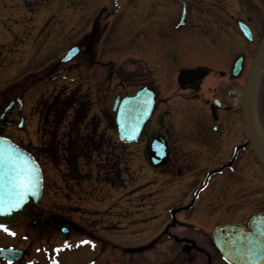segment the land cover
I'll list each match as a JSON object with an SVG mask.
<instances>
[{
	"label": "rangeland",
	"instance_id": "obj_1",
	"mask_svg": "<svg viewBox=\"0 0 264 264\" xmlns=\"http://www.w3.org/2000/svg\"><path fill=\"white\" fill-rule=\"evenodd\" d=\"M182 1L186 3V26L174 32L173 25L178 22L181 10L178 0H0V12L11 16L8 21L2 16L0 22V110L10 96L25 91L28 95L30 70L39 69L44 60L55 57L84 37V42L98 61L94 67L98 71L97 77L83 85L81 90L77 87L79 77L52 78L36 85L37 88L45 87L40 90L42 98L50 99L68 86L76 96L80 91L86 92L84 95L89 96L86 101L91 102L95 98L93 85H97L101 100L98 105L96 102V106L110 111L114 97L132 94L143 85H156L161 96L173 92L177 71L185 63L227 69L241 46L236 17H248L251 12L246 2ZM248 2L255 8L258 25L264 26V0ZM22 7L27 14L22 15ZM51 10L54 13L48 15ZM41 13L44 17L40 20ZM20 19L22 24H17ZM89 22L96 23V32L88 36L85 33L90 32ZM31 26L36 27L32 35L23 31L24 28L31 30ZM37 28L43 29L44 33L40 35ZM44 35H47V42L41 49ZM155 59L159 62L156 72ZM107 60L113 62L110 77L103 65ZM248 65L249 62L246 67ZM245 79L246 75L236 82L239 91L233 93L235 96L241 91L240 86ZM210 81L211 78L203 83V92ZM258 83L253 89L252 115L259 139L264 142V85L259 86ZM28 109L27 101L26 111ZM91 109L92 106L79 132L90 133L91 124L88 122L94 119L100 123L96 135L103 137V141L98 140L101 149L90 161L76 159L70 166L75 170L72 174L80 177V185L75 187L74 183H64L66 176L63 174L69 170L66 162L51 164L35 151L44 178L41 199L21 223L8 229L15 235L0 231V248L13 247L24 251L25 255L17 264H163L164 261L165 264H187L182 262L185 256L181 253L165 252L169 249L164 243L165 235L155 238L161 219L147 220V214H164L172 209L174 198L186 202L195 195L205 199L204 203L215 204L209 211L206 206L202 212H196L202 215L194 221L210 235L218 224L248 221L252 214L264 211V171L253 153L250 157L256 167L243 166L241 184L227 188L223 199H219L220 190L214 188L199 192L194 184L186 182L165 187L158 194L151 195L153 199H148L144 191L138 190L145 181H149L148 178L154 181L151 170L146 166L141 142L124 146L115 137L108 140L106 134L109 131L102 122L101 111L98 109L97 114H92ZM25 116V134L34 144L26 143L24 133L20 135V142L33 150V146L40 143L37 134L39 122L26 112ZM66 132V127H57L53 128L52 135L60 136ZM13 135H10L11 139ZM193 147L191 144L188 149ZM200 151L205 156L202 159L204 163L210 153L203 149ZM140 177H145V180ZM159 187L162 188L161 185ZM154 189L148 188V193H155ZM128 191H135L130 193V200L124 195ZM146 201L148 205L143 207ZM152 204L157 205L150 211ZM220 204L223 206L219 211ZM36 219L38 223L33 224ZM62 226L68 229L64 235L59 231ZM184 231L179 230V233ZM196 237L195 241L208 249V253L203 255L204 258L195 255L193 264H224L217 253L209 249L206 237ZM84 241L88 243H82ZM167 258L171 262L166 263ZM0 264L5 263L0 260Z\"/></svg>",
	"mask_w": 264,
	"mask_h": 264
},
{
	"label": "flooded vegetation",
	"instance_id": "obj_2",
	"mask_svg": "<svg viewBox=\"0 0 264 264\" xmlns=\"http://www.w3.org/2000/svg\"><path fill=\"white\" fill-rule=\"evenodd\" d=\"M21 9L22 15L24 13L27 14V12L24 11V7ZM249 9L251 12L248 17H236V23L238 21L244 22L248 26L252 36L251 40H247L241 33L239 35L238 39L240 40L241 46L238 48L235 58L238 56L243 57V67L237 77L231 76L233 63H230L227 69H213L204 64L191 65L185 63V66H182V68L177 71L176 87L173 92L161 96L156 85H143L147 86L155 94V103L151 117L145 124L139 138V142L142 144L145 163L150 167L151 173L155 178V182L152 183L148 181L146 183L147 186H145L148 187L154 184L159 188L155 190V194H158L159 190L165 187L181 185V183L186 182L190 185L194 184V187H197L199 192L214 188V190H220L219 199H223L227 188L241 184L243 166H245V168L256 167L250 157V153H252L251 147L245 144L239 102L240 92L238 96L233 94L239 91V86L236 82L244 75H247L248 68L264 35V26H259L256 21L257 15L255 8L250 7ZM52 13H54V10L47 12L48 15ZM0 14V22L3 20L2 16H5V20L7 21L11 19V16L6 12H0ZM43 17L44 13H41L39 19L41 20ZM18 22L22 24V19L16 21L17 24H19ZM95 25L96 23L89 22V27H91L90 32L85 34L90 35L96 32ZM35 28V26H31V30L24 28L23 31L32 35L36 32L34 31ZM37 29L41 31L40 35L44 33L43 29ZM83 39L78 43H73L55 57L43 61L39 69L29 72L31 77L27 84L28 86L30 85L27 90L28 95H25V91L8 98H20L22 100V107L19 109L17 105L13 106L6 113L4 121H0L1 136L12 138L10 135L15 134V136L13 135L14 140H12L14 142L16 141V143L19 142L20 137H18V135L25 129L24 125L27 123L25 112L29 117H36L40 121H47L52 115V105L57 102L56 100H61V97H63L64 99H73L75 102L79 100H82L80 103L86 102L89 110L90 106H92V114H97V109H100L102 120L105 121L108 128L111 129L110 135L107 136L106 134V136L108 140L112 139L114 115L111 109L110 111H106L105 109L101 110V108H99L101 106H96V102L98 105L100 99L98 96L100 92L97 85H93L95 98H93L91 102L86 101L89 97L84 95L87 94L86 92L82 93L80 91L81 93L78 92L76 96L68 86H64V91H61V93L57 91L56 94L52 95V98L46 100L42 98L40 93V90L45 87L39 86V88H37L36 86L55 77L65 78V76L73 75L75 78L79 77L77 87L81 90L83 89V85L97 77L98 71L95 70L94 67L98 61L94 59L91 50L88 48L87 42L85 41V43ZM46 42L47 35H44L41 49L46 46ZM74 46L79 48L78 55L71 61L60 64L59 59L65 55L69 48ZM248 62L249 65L246 67ZM111 64V61H105L103 64L106 67V75L109 77L112 76ZM171 64H173V61H171ZM154 66V71L156 72L159 66L157 59L154 60ZM260 77V81H258L259 86L262 84L264 85V69ZM209 78H211L209 82L210 85H208L206 91L203 92L202 85L205 80ZM242 86L243 84H241L240 90ZM89 87L90 86H88V88ZM35 88H37L36 91H34ZM227 89H229V91H226ZM90 90H92L91 87ZM91 92L92 91L89 93ZM36 93L38 94L36 95ZM117 97L122 98L121 96H116L115 98ZM27 101L29 102V109L26 111ZM72 107L73 108L67 110L69 115L73 114L75 111V107ZM223 114L226 115L222 116ZM200 115H203V117H200ZM153 117L155 119L152 120ZM90 121L96 122L94 119ZM20 122L23 124L22 128L17 127ZM84 137L88 136L84 135ZM89 137L92 136L89 135ZM153 140L159 146L163 147V151H159L162 153L159 158L153 157V152L151 151V142ZM191 144L194 146L192 148L194 152L192 149H188ZM201 149L210 153L205 158L204 163L202 159H204L205 156L202 155ZM152 160L155 161V164H153ZM159 185H161L162 188H160ZM129 196L127 199H129ZM175 200L177 199H173L174 204L172 209L167 210L164 214H154L150 216L151 218H160L162 222H169L165 234L170 237L172 243L169 246L170 251L174 252L177 249L186 251L189 254L188 259L190 258L192 261L194 260V255H205L208 253V249L200 246L198 242L195 241V239H198L196 236H204L207 239V246L209 249L216 252L214 246L210 242V235H208L209 231L207 234L205 230L203 231L197 226L199 224L196 225L194 222L198 221L196 218H199V215H202L196 212H199V210L202 212L206 206H208L207 211H209L215 204L204 203L205 199L197 198L195 195L189 197L186 202H183L182 199ZM156 205L152 204L151 206L153 207L151 210L154 209ZM219 206L220 209L218 207V210L220 211L223 205L220 204ZM224 223L245 225L247 221ZM179 230L185 231L180 234ZM193 233L196 236H194ZM4 263L7 264L6 262Z\"/></svg>",
	"mask_w": 264,
	"mask_h": 264
},
{
	"label": "water",
	"instance_id": "obj_3",
	"mask_svg": "<svg viewBox=\"0 0 264 264\" xmlns=\"http://www.w3.org/2000/svg\"><path fill=\"white\" fill-rule=\"evenodd\" d=\"M184 13L185 12L183 10L181 19L175 26V29H179L183 26ZM242 28L243 33L247 35V30H245L244 27ZM77 51V49H72L63 61H66L76 55ZM263 59L264 38L252 63L242 92L241 102L244 131L247 143L251 145L258 161L264 168V154L253 136L250 125L251 90ZM240 69L241 59H238L234 64L232 75H237ZM153 104V92L147 88H143L134 96L123 99L117 109L114 107V111H116V129L122 142L129 143L137 140L144 123L150 115ZM11 106L12 103H9L4 109L2 115H4ZM0 141H4L3 147L5 149H8L9 146H11L17 154L28 160L30 165L37 169L38 174L37 187L24 197V199L19 203V206L7 208L2 214H0V224L7 227L16 225L22 221L25 213L38 202L42 190V175L38 164L28 152L24 151L6 138L0 137ZM5 171L7 170L5 169ZM0 195H3L7 200L13 194H10L5 186L4 190L0 192ZM62 232H66V229H62ZM212 242L221 255V258L227 264H264V212L254 215L248 221L246 227L237 224H227L216 227L212 232ZM22 256L23 252L18 250H0V258L9 262L20 260Z\"/></svg>",
	"mask_w": 264,
	"mask_h": 264
},
{
	"label": "snow or ice",
	"instance_id": "obj_4",
	"mask_svg": "<svg viewBox=\"0 0 264 264\" xmlns=\"http://www.w3.org/2000/svg\"><path fill=\"white\" fill-rule=\"evenodd\" d=\"M3 144L4 141H0V192L6 186L9 193L13 195L7 200L3 195H0V214L7 208L18 207L24 197L32 192L38 184L37 169L31 166L28 160L17 154L11 146L5 149ZM0 229L10 235H15V233H10L3 224H0Z\"/></svg>",
	"mask_w": 264,
	"mask_h": 264
},
{
	"label": "bare ground",
	"instance_id": "obj_5",
	"mask_svg": "<svg viewBox=\"0 0 264 264\" xmlns=\"http://www.w3.org/2000/svg\"><path fill=\"white\" fill-rule=\"evenodd\" d=\"M255 135L257 136V140H259L258 142H259V144H260V146H261V148H262V150L264 152V142L261 139H258L259 136H258L257 132L255 133Z\"/></svg>",
	"mask_w": 264,
	"mask_h": 264
},
{
	"label": "trees",
	"instance_id": "obj_6",
	"mask_svg": "<svg viewBox=\"0 0 264 264\" xmlns=\"http://www.w3.org/2000/svg\"><path fill=\"white\" fill-rule=\"evenodd\" d=\"M41 152H42V150H41ZM50 159H51V161H52L53 163H57V164H58V162H59V159H58V157H56V156H50Z\"/></svg>",
	"mask_w": 264,
	"mask_h": 264
}]
</instances>
